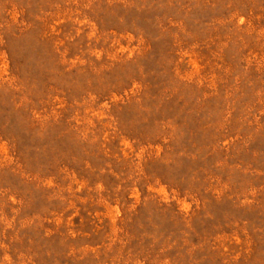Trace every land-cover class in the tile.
I'll list each match as a JSON object with an SVG mask.
<instances>
[{"label":"rangeland","instance_id":"obj_1","mask_svg":"<svg viewBox=\"0 0 264 264\" xmlns=\"http://www.w3.org/2000/svg\"><path fill=\"white\" fill-rule=\"evenodd\" d=\"M0 264H264V0H0Z\"/></svg>","mask_w":264,"mask_h":264}]
</instances>
